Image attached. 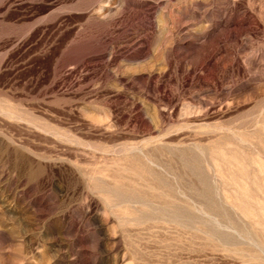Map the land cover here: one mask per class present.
I'll list each match as a JSON object with an SVG mask.
<instances>
[{
  "label": "rangeland",
  "instance_id": "rangeland-1",
  "mask_svg": "<svg viewBox=\"0 0 264 264\" xmlns=\"http://www.w3.org/2000/svg\"><path fill=\"white\" fill-rule=\"evenodd\" d=\"M0 264H264V0H0Z\"/></svg>",
  "mask_w": 264,
  "mask_h": 264
}]
</instances>
